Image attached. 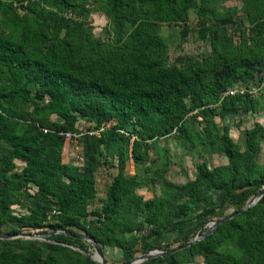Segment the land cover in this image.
Wrapping results in <instances>:
<instances>
[{
    "label": "trees",
    "instance_id": "1",
    "mask_svg": "<svg viewBox=\"0 0 264 264\" xmlns=\"http://www.w3.org/2000/svg\"><path fill=\"white\" fill-rule=\"evenodd\" d=\"M242 1L249 25L240 33L250 38L243 49L235 50L216 30L210 55L176 66L156 62L153 50L160 37L153 31L162 23L183 22L186 35L193 0H106L115 42L124 26L133 28L131 48L120 53L85 31L80 16L88 9L82 0H0V226L16 222L20 228L43 227L35 209L14 214L12 207L47 199L54 207L47 224L54 233L47 238L69 243L91 235L101 248L112 243L130 251L137 238L125 246L111 235L146 229L142 249L149 251L153 245L148 236L176 231L195 219V206L212 191L218 193L217 210L243 208L264 186V164L256 160L264 126L257 122L244 133V150L232 154L227 164L209 167L201 162L195 176L182 184L153 170L161 194L151 198L136 193L140 182L126 173L127 158H122L101 209H88L97 194L96 158L102 147L118 149L119 143H129L128 153L137 164L147 157L141 148L157 138L178 133L191 142L188 118L201 119L199 139L212 145L223 141L215 117L230 110L255 111L252 94L224 95L240 72L249 80L254 73L264 77V0ZM46 5L55 10L43 15ZM206 13L205 7L199 9V14ZM79 119L98 130L82 137L94 161L91 169L62 159L68 140L64 133L77 131ZM15 159L25 162L17 172ZM6 242L0 239V264H61L57 252L43 253L36 241L24 240L18 249ZM226 244L238 246L240 256L222 251ZM168 256V264L192 263L196 256L203 264H264V203L258 201ZM82 257L85 264H99Z\"/></svg>",
    "mask_w": 264,
    "mask_h": 264
},
{
    "label": "rangeland",
    "instance_id": "2",
    "mask_svg": "<svg viewBox=\"0 0 264 264\" xmlns=\"http://www.w3.org/2000/svg\"><path fill=\"white\" fill-rule=\"evenodd\" d=\"M82 1L85 3L88 11L83 16H80V20L88 35L104 41L110 50L117 53L129 50L131 48L133 28L130 25L124 26L120 32V40L115 42V35L113 34L111 22L107 15L106 0ZM202 7H205L208 13L199 14V9ZM54 10L55 7L46 5L43 8V15H48ZM183 25V22L177 24L162 23L154 29L153 32L160 37V45L153 50L156 62L165 65L184 66L196 59L210 55L212 51L211 38H213V33L216 30H221L219 31L221 36L226 41L231 42L235 50L243 49L245 41L250 42L248 34L240 33L243 27L249 25L242 0H193V4L188 11L186 35H183ZM210 26L212 27L211 30L208 29ZM253 78V80H249V77L245 73L240 72L238 78L233 82L231 89H237L238 91L244 89L251 90L252 93L250 94H252L254 100L257 102L255 111L230 110L222 118L215 117L223 135V141L220 143L212 145L203 143L199 139V133L203 131L201 119L188 118L189 132L192 134L191 142H187L185 137L178 133L157 138L150 141L147 147L141 148V152L145 151L147 157L140 163L136 164L134 159H129L130 156L132 158L130 152L128 153L129 148H132L129 143H119L118 149L113 147L106 150L102 147L99 158H96L98 165H95L97 194L88 207L89 212L101 209L105 191L117 172L122 158L124 160L127 158L124 165L126 167L125 171L130 173V175L134 173L140 182L136 193L144 198H151L161 194V185L155 179L153 170L159 169L169 181L182 184L195 176L199 163L206 162L209 167L227 164L232 154L235 155V153L243 151L245 147V131L252 128L256 122L264 126V77L262 73H254ZM48 118L53 121H62L61 118L53 113L48 114ZM75 126L77 131L72 132L75 135L66 141V143H69V147L68 150L64 151V161H77L81 164L82 168L91 169L94 166V161L84 150L82 137L88 132L95 131L93 123L79 119ZM81 132L83 133L82 135L79 134ZM256 160L259 164H264V140L260 143ZM15 168L17 167L15 166ZM15 168L13 172L19 170V167L16 170ZM210 197L207 200V206H203L199 213L194 208L192 215L197 213L196 218L181 224L180 229L166 232L162 235L148 236L146 241L153 245V249L150 250L165 249L166 245L169 246L168 248L183 245L196 235L200 236L203 234L208 229L211 221L235 212L236 207L231 205L217 210L219 199L217 203L216 201L210 203ZM259 202L264 203V194ZM22 203L12 207L13 212H15L14 214H21L22 212H26L27 209L30 211V208L35 209L38 213L37 217L44 224L43 227L39 229L20 228L16 222H11L0 226V234H16V232L20 233L23 231L54 233L51 227L47 225L50 222L52 214H54V207L49 200L40 199L36 202L25 200ZM144 217L145 215L141 214L138 219L143 221ZM92 218L94 219V217ZM145 233L146 229L123 235L114 232L111 236L113 238H121L125 242V246H128L133 238H137L136 242L130 248V251L115 247L112 243L107 244L101 248L104 258L109 263H123L148 252L142 249V242L145 241L142 240V236ZM47 237L43 240L26 237L4 240L7 241L8 246L15 249L20 248L24 240L36 241L40 243L43 253L47 250L57 252L61 264H85V259L82 256L89 257L94 261L91 258L95 253L94 245L87 238L93 236L82 235L79 240L72 239L69 243L58 242ZM81 246L84 249H81ZM220 249L224 252L233 253L238 257L241 254L239 247L234 244L223 245ZM66 251L72 255H65L64 252ZM170 260V256L167 255L145 259L138 264H168ZM188 264H203V258L196 256L194 261Z\"/></svg>",
    "mask_w": 264,
    "mask_h": 264
},
{
    "label": "water",
    "instance_id": "3",
    "mask_svg": "<svg viewBox=\"0 0 264 264\" xmlns=\"http://www.w3.org/2000/svg\"><path fill=\"white\" fill-rule=\"evenodd\" d=\"M263 194H264V186H262L260 188V190L247 201V203L245 204V206L243 208L237 210L236 212L228 214L226 216L220 217L217 220L211 221L208 229L203 234H201L200 236L196 235L193 239H191L190 241H188L187 243H185L183 245H179V246H175V247L167 248V249L150 250L146 253H143V254L133 258L132 260H129V261L123 262V263H109L104 258L101 247L95 241V239L93 237H87L93 243L94 249H95V253H94V255L91 256V258L94 261L99 262L101 264H138L139 262H141L145 259H151V258L163 257L166 255H170L179 249H182V248H185V247L191 245L193 242H195L197 240L203 239L208 234H210L219 224L223 223L225 220L232 218L234 215L241 213L244 210L248 209L250 206H253L254 204H256L260 200V198L263 196ZM55 232H58V231H55ZM50 234H51V232L34 233V232L23 231V232L16 233V234H0V239H13V238H18V237H26V238L43 240L46 238V236H49Z\"/></svg>",
    "mask_w": 264,
    "mask_h": 264
},
{
    "label": "crops",
    "instance_id": "4",
    "mask_svg": "<svg viewBox=\"0 0 264 264\" xmlns=\"http://www.w3.org/2000/svg\"><path fill=\"white\" fill-rule=\"evenodd\" d=\"M68 147H69V143H65V145H64V148H63V155H62V159H63V161H64V151L65 150H68ZM129 159H133V158H131V156H130V158ZM65 163H68V162H70L71 164H74V165H76V166H78L79 168H82V166H81V164L79 163V162H75V161H70V160H67V161H64ZM14 163H15V166L17 167V168H15V170L16 169H18V167H19V170H21V168L24 166V164H25V162L24 161H22V160H20V159H15V161H14ZM125 170H126V167H125ZM117 172H118V170H117ZM117 172L115 173V175L117 174ZM127 172V171H126ZM128 173V172H127ZM128 174H130V173H128ZM134 174V173H133ZM114 175V176H115ZM132 175V174H131ZM95 180H96V176H95ZM96 186H97V184H96ZM211 195V197H210V203L212 202V201H216V203H217V200L219 199V197H218V193L216 192V191H213V193H211L210 194ZM145 199H147V198H145ZM207 200L206 201H203L202 203H198L197 204V206L195 207V209L197 210V213H199L201 210H202V208H203V206H207ZM196 213V214H197ZM195 214V215H196Z\"/></svg>",
    "mask_w": 264,
    "mask_h": 264
},
{
    "label": "built area",
    "instance_id": "5",
    "mask_svg": "<svg viewBox=\"0 0 264 264\" xmlns=\"http://www.w3.org/2000/svg\"><path fill=\"white\" fill-rule=\"evenodd\" d=\"M238 92H240V93H244V92L252 93V91L251 90H248V89H244V90H240V91H238L237 89H230L224 95H234V94H236ZM42 130H43V132H47V129H45V128H43ZM88 133H91V134L92 133H96L97 134L98 133V130L91 131V132H88ZM79 134L82 135L83 133L81 132ZM64 135H65L66 139L70 140L73 137V135H75V134L70 133V132H67V133H64Z\"/></svg>",
    "mask_w": 264,
    "mask_h": 264
}]
</instances>
